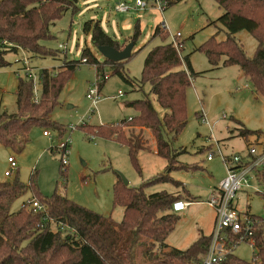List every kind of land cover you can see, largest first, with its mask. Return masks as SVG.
Listing matches in <instances>:
<instances>
[{"label": "rangeland", "instance_id": "rangeland-1", "mask_svg": "<svg viewBox=\"0 0 264 264\" xmlns=\"http://www.w3.org/2000/svg\"><path fill=\"white\" fill-rule=\"evenodd\" d=\"M74 2L76 9L64 11L49 25L50 37L40 40V44L54 54L33 55L18 49L7 53L5 59L9 64L0 67V109L14 113L18 79H30L24 66L31 70L33 95L38 98L43 69L54 73L64 62H78L50 112L51 120L61 124L62 130L35 124L30 128L22 150L0 144V181L11 180L17 175L28 185L33 173L34 185L42 195L49 196L56 191L93 211L111 216L115 221L121 220L123 207L113 204V183L118 176L121 181V175L124 176L129 186H139L164 173L168 162L156 154L155 141L149 130H143L147 148L138 151L137 168L125 145L113 138L92 135L81 125L127 119L137 112L126 102L142 98L146 93L155 109L162 113L164 109L155 97L148 94L149 84L139 87L137 80L149 48L161 42L158 36L151 38L153 29L163 24L165 29L161 27V31L166 32L163 40L168 42L171 34L179 32L181 55H187L191 67L198 72L185 92L186 123L176 138L167 137L176 154L172 163L185 166L172 169L169 176L178 181L181 193L198 200L176 212L179 218L165 240L169 246L185 248L198 235H206L212 228L214 211L205 201L227 172V164L218 151L224 156L239 154L244 157L250 146L256 153L264 149V96L255 93L237 65L212 66L205 53L197 49L211 36L217 40L225 38L224 28L211 23L224 11L215 0H180L162 11L150 4L143 9L136 8L134 0ZM120 2H125L129 9L116 10L115 4ZM90 19L99 21L103 31L120 43L132 35L136 26L139 27L140 35L133 43L131 56L124 63L127 75L134 81L132 84L112 74L109 64L104 63L101 69H96L93 62L80 61L83 49H88L101 62L104 59L90 35L82 30L84 21ZM235 38L246 54H253L257 42L250 32L240 30L235 33ZM127 43L125 40L119 49ZM59 44L63 45L62 48ZM181 66L185 67L183 63ZM97 74H106L107 78L97 81ZM92 88L98 92L94 104L86 97ZM70 125L73 126L71 129ZM242 125L257 132L242 136L238 134ZM44 130L48 135H43ZM65 140L69 153L67 164L62 165L56 146ZM210 154L212 158L207 159ZM8 157L14 159L16 167L5 176L4 171L9 169ZM61 171L65 176L62 177ZM174 187L172 181L163 180L144 184V191H171ZM30 197V190L26 188L12 201L10 211L18 210ZM233 205L240 214L249 210L264 221V160L250 171L248 185L242 188ZM253 250L248 241L242 240L232 252L241 259L250 260Z\"/></svg>", "mask_w": 264, "mask_h": 264}, {"label": "trees", "instance_id": "trees-1", "mask_svg": "<svg viewBox=\"0 0 264 264\" xmlns=\"http://www.w3.org/2000/svg\"><path fill=\"white\" fill-rule=\"evenodd\" d=\"M176 1L180 0H168V6ZM215 1L224 11L211 23L224 28L225 38L217 40L211 36L197 49L205 53L212 66L237 65L255 93L264 96V0ZM67 9H76L74 0H0V67L9 64L5 55L18 49L33 55L54 54L40 44V40L50 37L49 25ZM82 30L90 35L96 47L109 45L118 49L125 40L135 43L140 35L136 26L132 35L120 43L103 31L99 21L92 19L84 21ZM240 30L250 32L256 39L252 55L246 54L235 38V33ZM157 36L161 42L149 48L137 82L139 87L149 84L148 94L164 109L162 113L159 114L146 93L142 98L126 102L136 109L133 116L118 122L81 127L92 135L113 138L125 145L137 168V153L147 148L143 130H149L155 141L156 154L168 162L164 173L139 186L125 185L118 176L113 183V204L123 207L119 221L56 191L49 196L42 195L34 185L33 173L28 185L17 175L11 180L0 181V264H201L210 244V234L198 235L185 248L169 246L165 241L179 218L171 210L172 203L196 199L180 191H144V184L163 180L179 186L169 172L185 166L172 163L176 154L167 137L176 138L186 123L185 92L198 74L191 67L188 56L181 55V41H178V49L170 40L165 42L166 32L162 33L160 25L155 26L151 38ZM82 57L93 62L96 69H101L104 63L109 64L112 74L129 84L134 82L124 67L127 59L112 62L104 58L101 62L88 49H83ZM77 64L72 60L64 62L54 73L43 69L38 98L33 95L31 78L18 79L16 112L0 109V144L22 150L29 130L35 124L62 130L61 124L51 120L50 112ZM136 127L138 130L134 131ZM239 129L238 134L242 136L257 132L243 125ZM60 174L65 176L62 171ZM26 188L31 197L18 210L10 211L12 201ZM32 199L45 206L46 215L29 206ZM248 215L260 220L252 232L254 250L251 259L244 260L230 252L218 264H264V223L261 217ZM50 218L73 226L76 234L62 235ZM236 237L229 235L231 241Z\"/></svg>", "mask_w": 264, "mask_h": 264}, {"label": "built area", "instance_id": "built-area-1", "mask_svg": "<svg viewBox=\"0 0 264 264\" xmlns=\"http://www.w3.org/2000/svg\"><path fill=\"white\" fill-rule=\"evenodd\" d=\"M134 4L135 7L139 9H143L150 4L162 11L168 6V0H134ZM115 9L118 11H125L128 10L129 7L125 2H120L115 4ZM161 27L165 29L163 24ZM179 36V32L170 35V42L176 49L179 48ZM62 46L63 45L59 44L60 48H62ZM80 61L88 62L85 57H81ZM23 69L26 71L27 78H32L30 68L24 66ZM106 78V74H97V81ZM118 94L121 95V91H118ZM86 97L91 100L92 104H94L98 99L97 90L93 88L89 89L86 93ZM202 120H205L204 116ZM72 127L73 126L70 125L69 128L71 129ZM43 134L48 135V131L44 130ZM56 147L60 151L62 165H66L67 155L69 153L67 141L60 142ZM218 153L223 157L227 164V172L225 176L218 181L215 190L206 201V203L214 210V219L212 230L210 232V244L201 264H218L228 253L232 252L235 245L242 240L248 241L250 246L254 248L252 232L254 226L260 221L257 217L252 218L248 214H240L233 205V201L237 198L238 193L242 188L248 185V174L250 171H253L257 166L262 164L264 160V149L261 152L256 153L254 148L250 146L244 157L239 154L224 156L220 150ZM211 158L212 154L207 156V159ZM7 161L9 163V169L4 171L5 176H9L16 167L12 157H8ZM190 203L191 202L182 199L176 200L172 203L171 210L174 212L182 211ZM29 206L46 215L45 206L36 199H32ZM50 220H52L55 227L62 235L76 234L75 228L68 223L59 220L57 221L52 218H50ZM229 235H236L237 237L234 241H231Z\"/></svg>", "mask_w": 264, "mask_h": 264}, {"label": "water", "instance_id": "water-1", "mask_svg": "<svg viewBox=\"0 0 264 264\" xmlns=\"http://www.w3.org/2000/svg\"><path fill=\"white\" fill-rule=\"evenodd\" d=\"M133 42L127 43L122 49H118L109 45H98L97 50L99 53L109 61L117 62L125 60L131 56ZM122 182L127 185L128 180L121 175Z\"/></svg>", "mask_w": 264, "mask_h": 264}, {"label": "crops", "instance_id": "crops-1", "mask_svg": "<svg viewBox=\"0 0 264 264\" xmlns=\"http://www.w3.org/2000/svg\"><path fill=\"white\" fill-rule=\"evenodd\" d=\"M115 39V38H114ZM43 133V132H42ZM44 135V134H43ZM216 187V186H215ZM179 187H174V189L173 190H171L170 192H175V193H177V192H179L180 190L178 189ZM215 190V189H214ZM168 191V190H167ZM240 193V192H239ZM239 193H238V196H237V198L236 199H238L239 198ZM182 200H184V199H182ZM196 201H198V200H196ZM189 202H191V201H189ZM194 201H192L187 207H189L190 205H192V203H193ZM205 203H206V201H205ZM207 204V203H206ZM208 205V204H207ZM209 206V205H208ZM210 207V206H209ZM211 209H213L212 207H210ZM214 211V210H213ZM245 213L246 214H248V213H250L249 212V210H247V211H245ZM250 214H252V213H250ZM214 219V218H213ZM213 221V220H212ZM212 227V226H211ZM211 230H212V228L210 229V232H211ZM210 232L209 233H207V234H210ZM206 234V235H207Z\"/></svg>", "mask_w": 264, "mask_h": 264}]
</instances>
